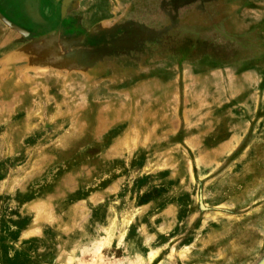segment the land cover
I'll return each mask as SVG.
<instances>
[{
  "label": "rangeland",
  "instance_id": "rangeland-1",
  "mask_svg": "<svg viewBox=\"0 0 264 264\" xmlns=\"http://www.w3.org/2000/svg\"><path fill=\"white\" fill-rule=\"evenodd\" d=\"M48 2L0 0V264L259 263L264 0Z\"/></svg>",
  "mask_w": 264,
  "mask_h": 264
},
{
  "label": "flooded vegetation",
  "instance_id": "flooded-vegetation-1",
  "mask_svg": "<svg viewBox=\"0 0 264 264\" xmlns=\"http://www.w3.org/2000/svg\"><path fill=\"white\" fill-rule=\"evenodd\" d=\"M50 1H51L50 3L48 2L49 6L47 7V9L59 8L60 12H63L65 10L64 9L65 6H66L65 5V3H66L65 0H50ZM108 1H113V0H108ZM119 1L122 3V6L120 7V9H118L117 14H116V16H118V26H116V28H117L116 32H119V34H121V38H119L121 40V42L122 41L125 42V40L128 39V36H126V35L127 34L129 35L130 32H133V31H131V29L128 28V25H127V21L129 19V12L127 10V4L129 2H131V1L133 2L134 0H119ZM72 4H74V2ZM95 7H96V9H102V8H98L97 5H95ZM122 7H124V8H122ZM66 10H68V9H66ZM102 10H104V9H102ZM108 10H110L109 7H108V9L106 11H108ZM68 12H71V11H68ZM59 19H61L60 20L61 24L58 25L59 27L57 29H55V31L57 33H59V34H63V35H67V36H70L69 34H71L72 37H75L76 33H78L79 30H80L79 29L80 27L75 23V19H73V17H69V18H67L68 20H65V18L62 15H60ZM70 22L72 23V25L68 24ZM170 28L171 27L169 26L168 28H165L163 31L164 32H169ZM171 29L174 30V32H175L174 26H172ZM37 30L38 29L36 28V31ZM88 30H89V28H88ZM109 32L112 33L113 31L110 30ZM125 33H126V35H124ZM108 37H111L110 39H112L113 35L112 34H108ZM88 43H89L88 49H91L89 47H92V46H90V43H93L92 39L88 40ZM97 44H99V43L97 42L96 45ZM109 44H113V43H109ZM150 44H153V42H151ZM117 45H118V49H119V47H120L119 45L120 44H117ZM153 47H155V45ZM72 48H74V49L75 48H80L79 43H77V45H72ZM117 60H118L117 61L118 63H121L123 65L132 64V61L130 60V57L129 56H125V54H123V53L120 54V57L117 58ZM263 259L261 261H263ZM261 261L259 263H257V264H260Z\"/></svg>",
  "mask_w": 264,
  "mask_h": 264
},
{
  "label": "water",
  "instance_id": "water-1",
  "mask_svg": "<svg viewBox=\"0 0 264 264\" xmlns=\"http://www.w3.org/2000/svg\"><path fill=\"white\" fill-rule=\"evenodd\" d=\"M263 260H264V259H263ZM261 263H262V261H261ZM261 263H260V264H261ZM262 264H264V262H263Z\"/></svg>",
  "mask_w": 264,
  "mask_h": 264
},
{
  "label": "bare ground",
  "instance_id": "bare-ground-1",
  "mask_svg": "<svg viewBox=\"0 0 264 264\" xmlns=\"http://www.w3.org/2000/svg\"><path fill=\"white\" fill-rule=\"evenodd\" d=\"M263 262H264V260L262 261V263H263ZM262 263H261V264H262Z\"/></svg>",
  "mask_w": 264,
  "mask_h": 264
}]
</instances>
